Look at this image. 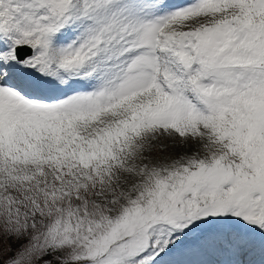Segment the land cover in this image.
<instances>
[{
  "label": "snow or ice",
  "instance_id": "obj_1",
  "mask_svg": "<svg viewBox=\"0 0 264 264\" xmlns=\"http://www.w3.org/2000/svg\"><path fill=\"white\" fill-rule=\"evenodd\" d=\"M0 264H264V0H0Z\"/></svg>",
  "mask_w": 264,
  "mask_h": 264
}]
</instances>
